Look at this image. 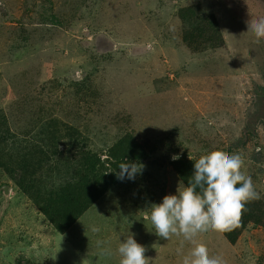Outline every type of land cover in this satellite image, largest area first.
<instances>
[{
  "label": "rangeland",
  "instance_id": "374dc122",
  "mask_svg": "<svg viewBox=\"0 0 264 264\" xmlns=\"http://www.w3.org/2000/svg\"><path fill=\"white\" fill-rule=\"evenodd\" d=\"M191 4L217 15L223 47L187 49L177 11ZM254 18H264V0H0V109L20 132L61 118L101 159L129 132L151 141L153 158L175 142L193 157L233 146L227 155L242 157L261 194L253 204L264 203V120L256 116L264 38L248 31ZM83 76L89 84L76 90ZM142 165L65 234L0 170V189L11 187L0 209V264H119L118 245L131 234L149 264H183L199 244L224 264H264L261 206L235 242L214 230L191 242L158 236L149 207L185 184L169 163ZM3 200L0 193V208Z\"/></svg>",
  "mask_w": 264,
  "mask_h": 264
},
{
  "label": "trees",
  "instance_id": "16d2710c",
  "mask_svg": "<svg viewBox=\"0 0 264 264\" xmlns=\"http://www.w3.org/2000/svg\"><path fill=\"white\" fill-rule=\"evenodd\" d=\"M177 16L182 25L183 42L191 53H203L225 45L217 15L207 14L200 4L180 8ZM262 66L264 80V58ZM85 82L89 84L87 76L76 80V90L81 91ZM75 88L71 89L70 95L76 99L71 102L77 105L80 93L77 97ZM260 89L264 93V85ZM73 104L72 113L76 111ZM121 113L129 114L125 110ZM256 116L264 120V101ZM74 127L61 118L52 117L42 126L37 122L32 131L20 132L12 129L6 113L0 109V170L14 182L18 193L24 194L60 234L69 232L87 210L123 181L118 179V165L126 159L141 164L169 163L186 185L194 172L195 160L212 151H222L227 155L233 149V146L216 147L193 157L179 154L181 144L175 142L167 145L163 155L153 158L149 152L151 141L129 132L107 150V158L101 159L99 151L91 149L84 138L79 140L80 130H74ZM170 150L174 154H169ZM253 203H247L246 211L241 215L245 216L240 218L237 227L221 232L229 241L235 242L242 229L250 222L256 223L249 217H255V212H263L264 203Z\"/></svg>",
  "mask_w": 264,
  "mask_h": 264
},
{
  "label": "clouds",
  "instance_id": "9594fccd",
  "mask_svg": "<svg viewBox=\"0 0 264 264\" xmlns=\"http://www.w3.org/2000/svg\"><path fill=\"white\" fill-rule=\"evenodd\" d=\"M248 31L257 39L264 38V18H254ZM243 167L239 154L210 152L195 160L194 172L187 184L183 188L179 186L175 194L166 195L162 202L153 203L145 219H150L154 232L166 239L182 235L191 242L204 232L230 231L238 226L247 203L262 199ZM118 168V179L134 180L143 165L126 159ZM117 252L119 264H149L146 248L134 234L121 239ZM183 264H224V261L220 256H211L208 249L199 244L183 258Z\"/></svg>",
  "mask_w": 264,
  "mask_h": 264
},
{
  "label": "water",
  "instance_id": "95a60500",
  "mask_svg": "<svg viewBox=\"0 0 264 264\" xmlns=\"http://www.w3.org/2000/svg\"><path fill=\"white\" fill-rule=\"evenodd\" d=\"M10 186L8 184H4L1 186L0 193L3 195V202L1 204V210L5 209L9 205L10 201Z\"/></svg>",
  "mask_w": 264,
  "mask_h": 264
}]
</instances>
